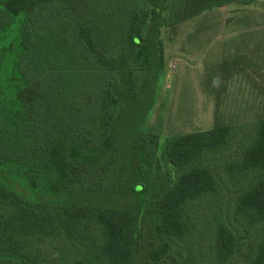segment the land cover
<instances>
[{
  "label": "trees",
  "instance_id": "16d2710c",
  "mask_svg": "<svg viewBox=\"0 0 264 264\" xmlns=\"http://www.w3.org/2000/svg\"><path fill=\"white\" fill-rule=\"evenodd\" d=\"M254 1L0 0V264H264V118L138 130L161 28Z\"/></svg>",
  "mask_w": 264,
  "mask_h": 264
},
{
  "label": "rangeland",
  "instance_id": "374dc122",
  "mask_svg": "<svg viewBox=\"0 0 264 264\" xmlns=\"http://www.w3.org/2000/svg\"><path fill=\"white\" fill-rule=\"evenodd\" d=\"M17 26L0 38V46L16 44ZM160 38L163 67L138 130L157 135L162 144L168 137L264 118V0L206 11L161 28ZM8 65L0 71V84L8 78ZM7 182L28 198L49 197L27 189L21 179Z\"/></svg>",
  "mask_w": 264,
  "mask_h": 264
}]
</instances>
